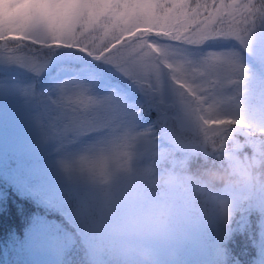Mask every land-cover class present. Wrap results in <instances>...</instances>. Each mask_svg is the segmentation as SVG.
Masks as SVG:
<instances>
[{"label":"snow or ice","instance_id":"6c2138e0","mask_svg":"<svg viewBox=\"0 0 264 264\" xmlns=\"http://www.w3.org/2000/svg\"><path fill=\"white\" fill-rule=\"evenodd\" d=\"M153 31L159 41L148 39ZM9 39L42 62L0 58L37 73L64 51L113 67L147 93L170 84L198 137L194 151H264V0H0V41ZM58 103L65 131L108 129V139L124 127L112 98L97 100L82 85H62Z\"/></svg>","mask_w":264,"mask_h":264},{"label":"clouds","instance_id":"9594fccd","mask_svg":"<svg viewBox=\"0 0 264 264\" xmlns=\"http://www.w3.org/2000/svg\"><path fill=\"white\" fill-rule=\"evenodd\" d=\"M141 139L124 129L62 162L66 173L99 192L97 211L82 229V264H180V249L214 213L227 218L235 205H246L264 217V151L200 150L194 168V154L163 150L139 162ZM35 248L61 264L70 259L55 241Z\"/></svg>","mask_w":264,"mask_h":264},{"label":"trees","instance_id":"16d2710c","mask_svg":"<svg viewBox=\"0 0 264 264\" xmlns=\"http://www.w3.org/2000/svg\"><path fill=\"white\" fill-rule=\"evenodd\" d=\"M187 2L190 7H195L203 0ZM208 2L211 3L212 0ZM228 2L229 0H225V3ZM241 2L246 3L247 0ZM216 3L218 4L219 0ZM100 43L101 41L97 42ZM74 54L80 57L62 63L57 62L53 67H44L41 70L44 74L38 75L35 80L36 88L43 94L42 105L39 104V107L46 110L44 117L49 118L48 124L51 127L54 124L53 117H59L61 114L55 112L56 106L61 109L58 103L60 97L53 93L59 85L56 75L60 71L87 70L86 72L95 74L97 72L99 73L98 77L95 75L97 80H104L140 98L129 85L119 80L118 73L113 72L111 66L91 62L80 53ZM23 55H29L33 62L38 63L37 53H29L28 49H24ZM25 68L30 69L4 59L3 63H0V83L17 80L23 75ZM96 85L97 82L93 84L94 87ZM87 95L94 98L93 93L87 92ZM159 98L161 101L166 100L163 94H159ZM169 102L177 104L172 99ZM141 108L140 117L143 125L148 126L152 134V131L158 130V125L147 117L143 104ZM183 116L182 106L177 105L175 117L180 128L190 125ZM57 130L58 128L53 129L54 139L44 145L42 154L44 160L37 161L39 169L50 178L49 185L40 184L41 178L31 176V165L36 163L34 159L30 157L22 159L23 154H13L9 151L0 153V264H61L60 259L48 251H37L35 248L36 242L46 248L52 241L56 242L61 257L70 258L65 259L64 264H82V229L89 217L97 211L99 192L82 179L69 175L63 168L55 167V160L50 155L56 151L67 153L66 141L62 145L58 144L59 139L55 134ZM144 133L149 134L147 130L141 134ZM140 136L142 139L139 144H146L144 137ZM150 140V151L145 152V156L138 155L139 162L151 161L152 153L159 148H169L170 152L178 155L194 154V168L201 163L199 150L181 151L167 145L157 135H152ZM179 260L180 264H264V217L246 205H235L230 209L227 218L214 213L206 227L180 249Z\"/></svg>","mask_w":264,"mask_h":264},{"label":"rangeland","instance_id":"374dc122","mask_svg":"<svg viewBox=\"0 0 264 264\" xmlns=\"http://www.w3.org/2000/svg\"><path fill=\"white\" fill-rule=\"evenodd\" d=\"M171 3V0H168ZM89 35H97L100 36L102 33L98 34H89ZM152 36V37H150ZM150 41L155 39L158 40L155 31H153L152 35H150ZM100 39H96L95 43L99 42ZM19 41L15 40H5L0 41V57L9 56L7 54H16L23 55V50L27 48H17V44ZM24 43H28L25 41ZM33 48H38L36 46H32ZM119 47V45H118ZM38 54V53H37ZM82 56L84 53H80ZM108 54V53H106ZM135 55V53H133ZM80 55L74 54L72 52H64L57 51L49 60L45 67L51 66L53 67L57 62H64L78 59ZM84 57V56H83ZM38 59L39 64L42 62V57L39 56ZM4 58H0V63H3ZM91 60V59H90ZM94 61V60H93ZM111 70L118 73L119 80L126 84L130 85L131 89L135 91L136 94L140 96L138 100H136L130 92H123L116 88L113 85H108L106 81L97 80L99 73L96 72H86L82 71H60L56 75V80H58L59 85L53 90L56 95H61V86L67 84H75L82 85L87 89L89 94L94 95V98L97 100H104L105 98L111 97L114 101L115 105L122 110L123 116L122 119L124 121V127L120 130L121 132L124 129H130V131L134 135H142V131L147 130L149 134L144 133L146 135H142L146 144L140 145L139 143L136 145L135 151L137 156H145V152L150 151L151 144L149 147V142L151 141V136L157 135L160 131H166L173 133L179 137L180 139H191L196 141L198 139L196 132L193 127L190 125H186V127L182 128H174L172 121H174V108L172 107L169 100H173L177 102V105L180 107V103L178 98L175 96L174 92L170 84L166 83L160 93L165 96V101H161L159 96L154 100L151 98L152 96L142 91L137 85L132 83L127 78L123 77L119 72H117L113 67ZM40 74H44L43 71H39L38 73L33 71L32 69L27 70L26 68L23 70V75L17 80L10 81H1L0 83V153L4 151H9L13 154L22 155V159L32 158L36 161L35 164L31 165L30 174L33 177L41 178L40 184L44 183L49 185L50 178L45 176L44 172L39 169V160H44L42 157L44 151V145L50 143L54 136L52 135L53 129L58 128L57 139H59L58 144H63L66 141L67 153H59L60 151H56L52 153L50 156L55 160V167L58 169H62V162L68 163L74 160V158L82 153H84L90 146L95 145L103 140H105L109 136L110 130L101 129L99 131H83L80 133L74 131H65V126L68 123L67 116L64 115L62 109L59 106L55 107L56 114H59V117H53L54 122L53 127L48 124L49 118L44 117L41 114L39 104L42 105V96L43 94L39 92L38 88H36L37 84L35 83L36 77ZM97 77H96V76ZM23 78V79H21ZM97 82L98 85L96 87L93 84ZM107 83V84H105ZM92 85V86H91ZM92 91H91V90ZM89 90V91H88ZM138 91V92H137ZM150 99V112H157L159 115H166V125L162 128L160 122L157 131H151L148 126H144L143 122L138 114L141 111V105H144ZM66 102V101H65ZM42 110V109H41ZM138 112V113H137ZM46 113V111H45ZM44 114V112H43ZM45 115V114H44ZM185 117V115L183 116ZM47 119V122H46ZM182 123L183 119L181 118ZM57 124V125H56ZM142 125V127H141ZM152 128V127H151ZM153 130V129H152ZM54 134V135H55ZM88 136V137H87ZM158 136V135H157ZM167 151L170 152L171 149L163 148L158 149V151ZM52 151V150H50ZM49 151V152H50ZM64 151V150H63ZM54 154V156H53ZM150 161H146L147 163ZM45 177V178H43ZM51 182V181H50ZM46 264V263H45Z\"/></svg>","mask_w":264,"mask_h":264},{"label":"water","instance_id":"95a60500","mask_svg":"<svg viewBox=\"0 0 264 264\" xmlns=\"http://www.w3.org/2000/svg\"><path fill=\"white\" fill-rule=\"evenodd\" d=\"M160 118V117H159ZM165 118H166V116L165 115H163L162 116V119H164L165 120ZM167 142L168 143H170V144H172V145H175V146H181V144L182 143H175V138L174 137H169L168 139H167ZM191 143H193L192 141H187V142H185L183 145H182V149H191V147H188V145H190Z\"/></svg>","mask_w":264,"mask_h":264}]
</instances>
